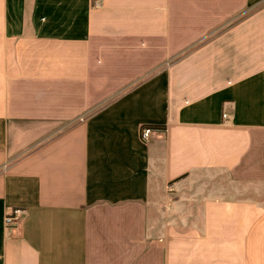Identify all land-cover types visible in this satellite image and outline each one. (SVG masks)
Returning <instances> with one entry per match:
<instances>
[{
  "label": "crops",
  "instance_id": "obj_1",
  "mask_svg": "<svg viewBox=\"0 0 264 264\" xmlns=\"http://www.w3.org/2000/svg\"><path fill=\"white\" fill-rule=\"evenodd\" d=\"M0 264H264V0H0Z\"/></svg>",
  "mask_w": 264,
  "mask_h": 264
},
{
  "label": "built area",
  "instance_id": "obj_2",
  "mask_svg": "<svg viewBox=\"0 0 264 264\" xmlns=\"http://www.w3.org/2000/svg\"><path fill=\"white\" fill-rule=\"evenodd\" d=\"M223 116L225 117L226 114L224 113ZM152 133V129L149 127H143L140 129V138L142 140H147ZM24 210L20 207L13 208L4 216V225L7 228H11L14 223L22 216Z\"/></svg>",
  "mask_w": 264,
  "mask_h": 264
},
{
  "label": "trees",
  "instance_id": "obj_3",
  "mask_svg": "<svg viewBox=\"0 0 264 264\" xmlns=\"http://www.w3.org/2000/svg\"><path fill=\"white\" fill-rule=\"evenodd\" d=\"M149 127H153V128H154L155 126H149ZM159 128H160V127H159ZM160 129H162V128H160Z\"/></svg>",
  "mask_w": 264,
  "mask_h": 264
}]
</instances>
